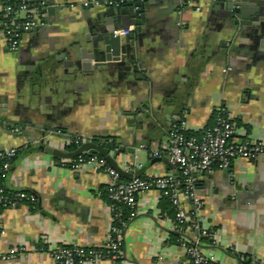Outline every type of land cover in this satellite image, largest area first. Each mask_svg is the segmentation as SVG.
Masks as SVG:
<instances>
[{
	"label": "crops",
	"instance_id": "crops-1",
	"mask_svg": "<svg viewBox=\"0 0 264 264\" xmlns=\"http://www.w3.org/2000/svg\"><path fill=\"white\" fill-rule=\"evenodd\" d=\"M81 1L47 0L38 25L15 51L8 50L0 23V150H18L3 183L36 197L35 204L5 209L0 254L10 257L0 264H58L47 249L100 247L109 234V173L88 163L73 169L40 150L42 132L45 145L58 149H68L72 137H115L119 148L110 152H119L122 169L179 181L167 157L153 153L183 113L197 136L223 113L238 137L261 142L256 157L236 158L230 168L199 177L196 190L200 222L210 231L201 239L207 264H264V38L253 26L227 27L213 0L180 1L179 7L152 0L143 19L136 16L142 45L88 74L70 64V47L94 35L97 14L113 8L108 18L119 25L131 6L85 7ZM181 202L190 215V201L182 196ZM174 217L169 200L147 189L133 215H125L121 256L81 264H187L181 240L197 231L188 225L175 230Z\"/></svg>",
	"mask_w": 264,
	"mask_h": 264
},
{
	"label": "built area",
	"instance_id": "built-area-1",
	"mask_svg": "<svg viewBox=\"0 0 264 264\" xmlns=\"http://www.w3.org/2000/svg\"><path fill=\"white\" fill-rule=\"evenodd\" d=\"M128 0H82L87 6L120 7ZM47 7V0H4L0 8L2 26L8 50L19 48L23 35L38 25V16ZM199 9V7H197ZM129 30L119 29L115 33L126 34ZM187 116L183 113L172 124L168 139L162 143L153 156L164 154L169 163L176 167L181 175L179 181L172 175L155 177L133 176L121 180L120 174L106 164L104 158L96 154L83 153L74 159H66L73 169L88 163L94 168H104L111 177L107 189L110 201L111 225L107 240L100 247L87 249L82 245H61L47 249L49 256L58 264H81L83 261H97L102 258L118 259L121 256V242L125 225L124 209L133 215L137 197L149 188H155L166 197L175 210L173 226L175 230L184 231L189 228L197 231L192 239H183L181 244L187 255V264H207V256L201 247L202 237L210 235L207 227L201 224L202 201L197 194L196 184L199 177L212 173L215 169H228L236 158H254L262 150L261 142H253L237 136L235 123L225 114L219 113L214 123L208 126L200 136L188 133ZM72 140H78L76 137ZM17 148L8 147L0 150V171L6 174ZM139 166V165H138ZM185 196L193 207L189 215L183 208L181 197ZM36 197L23 190H13L0 183V223L7 208H16L24 204H35ZM18 249H14L16 253ZM43 251V248H40ZM9 255L0 254V259H8Z\"/></svg>",
	"mask_w": 264,
	"mask_h": 264
},
{
	"label": "water",
	"instance_id": "water-1",
	"mask_svg": "<svg viewBox=\"0 0 264 264\" xmlns=\"http://www.w3.org/2000/svg\"><path fill=\"white\" fill-rule=\"evenodd\" d=\"M152 0H128L127 5L131 9L127 13V18L123 19L119 25L113 22V8L104 14L96 15V22L93 25L94 35L69 50L70 64L78 65L84 73L93 74L99 66H107L111 63H118L124 59L123 56H130L137 47L142 45L141 41V20L144 17V7L150 4ZM163 2V0H158ZM168 3L180 6V1L187 0H166ZM214 7L219 8L220 16L227 27L235 30L240 26H253V33L260 38H264V0H213ZM48 12L53 15L55 6L49 5ZM116 11V10H115ZM117 9V14L120 13ZM116 13V12H115ZM107 17H106V16ZM139 15V18L136 16ZM103 17V18H102ZM129 25H135V28H129ZM129 30L125 35L115 33L118 29ZM259 30V32H257ZM137 45V47H136ZM264 47V40L261 41ZM13 128L15 125H11ZM18 128V127H17ZM45 132L41 133L38 148L44 152L61 159H74L77 156L86 154H99L104 158L107 164L117 171L121 177L130 179L133 176H139L138 173L127 172L122 169L115 160L118 151L111 153L110 150L91 140L83 141L75 149H58L45 145ZM123 147H120L121 151ZM156 159H152L154 162ZM173 166V165H172Z\"/></svg>",
	"mask_w": 264,
	"mask_h": 264
},
{
	"label": "trees",
	"instance_id": "trees-1",
	"mask_svg": "<svg viewBox=\"0 0 264 264\" xmlns=\"http://www.w3.org/2000/svg\"><path fill=\"white\" fill-rule=\"evenodd\" d=\"M188 133H191L193 134L192 132L190 131H187ZM81 138H79L77 141L76 140H72V142H70L68 145H67V148L72 150V149H75L76 147H78L81 143ZM93 142L95 143H98L100 144L101 146L105 147L106 149L108 150H117L119 147H118V143L116 141V138L115 137H110V136H101V137H93L92 140ZM18 152V150H17ZM17 152L15 154V156L12 158L11 160V165H12V162L14 161V158L16 157L17 155ZM85 155V154H83ZM98 157L100 158H103L102 156H100L99 154H96ZM86 156V155H85ZM11 165H10V168H11ZM0 166H1V161H0ZM9 168V170H10ZM5 175L6 174H3L1 171H0V183L2 182L3 183V180L5 178ZM180 178H181V175H180ZM173 208V206H172ZM174 210V208H173ZM126 213H128V210L127 209H124V216L126 215ZM174 214H175V210H174ZM187 225V224H186Z\"/></svg>",
	"mask_w": 264,
	"mask_h": 264
}]
</instances>
